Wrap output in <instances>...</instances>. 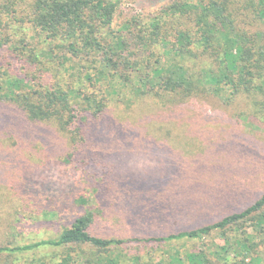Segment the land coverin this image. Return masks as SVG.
<instances>
[{
	"label": "trees",
	"instance_id": "16d2710c",
	"mask_svg": "<svg viewBox=\"0 0 264 264\" xmlns=\"http://www.w3.org/2000/svg\"><path fill=\"white\" fill-rule=\"evenodd\" d=\"M123 1L0 0V106L14 110L20 121L14 126L0 120V134L9 140L0 147H23L24 154L38 147L42 159L61 147L59 154L68 158L86 147H110L108 153L118 147H204L191 146L187 125L181 137L173 136L177 146L163 132L177 115L217 114L199 100L227 107L242 102L238 115L249 111L264 124V0H169L151 14H133L114 26ZM189 133L203 141L197 132ZM14 152L23 166V157ZM96 155L92 152L84 162L97 163ZM221 155L227 158L233 151ZM177 164L187 178L166 184L167 191L177 192L168 202L164 199L172 192L153 191L151 200L143 189L142 194L123 184L111 162L106 169L116 180L92 178L90 194L74 200L82 213L56 237L1 245L0 255L49 245L65 248L62 264H264V191L237 211L187 227L201 213L198 208L215 210L213 204L225 196L217 191L218 197L209 196L217 188L205 173L219 170L218 163L205 165L201 188L206 195L200 197L183 185L184 180L197 184L195 178L188 180L196 176L194 160ZM222 189L230 191L229 186ZM152 206L163 212L152 214ZM98 218L128 222L132 230L139 222L159 219L177 229L104 237L93 233ZM180 240L201 245L166 250L157 261L153 253L147 259L139 252L121 253L130 242Z\"/></svg>",
	"mask_w": 264,
	"mask_h": 264
},
{
	"label": "rangeland",
	"instance_id": "374dc122",
	"mask_svg": "<svg viewBox=\"0 0 264 264\" xmlns=\"http://www.w3.org/2000/svg\"><path fill=\"white\" fill-rule=\"evenodd\" d=\"M167 1L169 0H125L116 12L113 25L116 26L133 14H140L141 17L151 14ZM199 102L209 112L215 108L217 114L200 113L194 118L187 119L177 115L176 119L170 120L169 127L163 132L170 135L169 144L177 146L176 138L173 136L178 133L181 137L187 125L186 136L188 141L192 142L191 146L200 144L204 147H118L117 151L111 149L114 152L110 153L105 152L110 147H86L69 158L66 154H59L63 151L61 147L57 149L55 155L50 156L51 158L47 152L43 159L36 152L38 147H31L34 149L33 154L32 150L25 154L21 152L23 147L21 149L19 147V150L0 147V246L23 245L39 239L56 237L62 228L69 226L82 213L81 208L74 204V200L81 194H90L92 178L110 177L113 180L117 178L125 185H134L142 194L143 189L144 194L153 195L151 200H155L153 191L171 193L172 191L165 189L166 184L175 181L179 185L181 177L187 178L181 175L182 168L177 164L183 158L194 160V165L198 167L195 169L197 170L195 177L188 176L189 181L195 178L197 184L191 182L186 185L184 180V184L181 182L186 187L184 191L193 187L194 192L199 193V197L206 195V190L201 188V180L207 175L217 188L214 194L209 196L218 197L217 192L218 195L225 196L224 200L213 204L216 206L215 210L210 206L204 211L198 208L196 213H201L187 221V227L212 221L216 213L234 212L253 202L264 191V124L249 111L239 116L238 109L244 108L242 102L228 107L213 100ZM143 104L148 111V101L143 100ZM14 112L11 108L0 106V120H7V125L11 123L20 126L18 116ZM141 113L148 115L144 111ZM194 131L203 141L195 134L189 133ZM2 137L4 136L0 134V143L9 145V140ZM228 148L233 151V155H226L227 158H224L221 153ZM14 151L23 157V166ZM92 152L97 154V163L93 160L85 163L86 156ZM174 152L179 156H174ZM166 161H169V165L165 164ZM209 161L218 163L219 170L216 172L213 170L212 173L205 175L203 169L209 168L205 166ZM111 162L116 178L110 176L106 169ZM94 172L96 176L90 177ZM223 186H229L230 191H223ZM106 192L104 191V194ZM112 193L109 192V197ZM173 194L176 195L177 192H172L171 197L169 194L164 200L173 201ZM140 198L144 199L145 196L140 195ZM149 208L152 209V214L157 216L163 212L162 208L156 206ZM57 209L59 217H55ZM103 219H97L93 233L104 237L123 236L132 231L158 234L167 229L171 231L177 229L176 226L167 225L159 219L158 223L154 224L151 221H146L145 224L139 222V226L133 230L128 222L111 223L110 220ZM200 245L198 240L187 242L180 240L165 245L156 242H130L122 246L121 253L129 255L139 252L144 259L151 256L149 253H153L154 261H157L165 256L166 250L184 251ZM65 252V248L45 245L33 250L0 255V264H62L61 258ZM123 259L121 258L122 261Z\"/></svg>",
	"mask_w": 264,
	"mask_h": 264
}]
</instances>
